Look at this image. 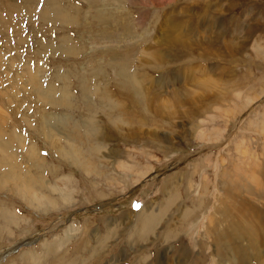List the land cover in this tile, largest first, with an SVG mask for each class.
<instances>
[{"label":"rangeland","instance_id":"374dc122","mask_svg":"<svg viewBox=\"0 0 264 264\" xmlns=\"http://www.w3.org/2000/svg\"><path fill=\"white\" fill-rule=\"evenodd\" d=\"M13 3L10 22L0 7V264L149 251L217 264L204 232L225 202L263 231L264 203L236 178L255 173L264 192V0Z\"/></svg>","mask_w":264,"mask_h":264},{"label":"bare ground","instance_id":"6f19581e","mask_svg":"<svg viewBox=\"0 0 264 264\" xmlns=\"http://www.w3.org/2000/svg\"><path fill=\"white\" fill-rule=\"evenodd\" d=\"M4 5H6V8H7L6 11L8 12L7 18L9 19V22H10L13 20V13L12 12L14 11L15 8L18 7V5L14 4L13 0H0V7H2ZM23 6L25 9H35V4L24 3ZM96 11H98V10H96ZM1 15H2V13H1ZM56 18H58V17H56ZM59 20L60 19H58V22H59ZM43 93L48 94V92H43ZM52 132H53V130H48L46 137L48 138L49 134ZM4 145L7 146L6 144H4ZM4 145L1 144L2 148L6 149L7 147H4ZM58 152L62 153L60 150ZM64 152L65 151H63V153ZM241 180H243L242 184H243V182L249 181L248 185H244V186L242 185V187L246 186L244 189V191H245L244 196H246V194H247V196H249L250 198L256 199L257 201L260 202V205H262L264 203V192H263L262 187H261L262 183H261L260 178L257 177L254 173L253 178H252V185H251L250 184L251 182H250V179L248 178V175L245 174L242 177L237 175L236 182L238 181L237 183L240 184L239 181H241ZM236 182H234V183H236ZM236 188H237V190H236ZM226 189L227 188L224 187V191ZM233 189H235L234 193H232ZM241 191H242V189H241ZM236 192H237V194H236ZM238 193H239L238 187H234L232 189H227V191H226V194H230V196L231 195H234V196L237 195V197L242 202L240 195ZM225 196H227V195H225ZM235 200H236V203L239 202L236 198H234V201H232V202L234 203ZM249 206H251V205H249ZM219 208H220V210H219ZM219 208H217V210L215 212L220 213L219 215L223 217L224 223H220V221L219 222L216 221V218H214V216L211 215V217L209 218V221L206 224L207 229H205L206 231L204 232L205 233V242L209 241V244H211L213 246L214 252L217 255V258L215 259L216 263L217 264H264V225L261 224L263 227V231H261V233H259V234L252 233L253 232L252 230H255L256 227H258V223H256L257 221H251V225H248L247 223L242 222L244 220V218L242 216H240L239 218L234 216L233 212L230 210L231 206L228 207V205H226V202L223 203V205ZM239 209L241 210V212L248 214L246 206L243 207L242 203H240ZM257 211L262 215L261 218L263 219L264 218V211L261 208H260V210L257 209ZM193 216H195V215H193ZM220 224L222 226H220ZM261 230H262V228H261ZM199 254H200V252H198V254L194 255L192 253H189L188 251H183L181 253V255H178V256L176 255L174 257V256H171L170 253H168V252L159 253V252L155 251V253H152L149 251V252L143 253L140 257H138L134 261L133 264H171L170 263L171 260H176V262H175L176 264H205L206 260L204 261V256L201 258L199 256ZM209 256H210V254H209ZM68 259H66V261ZM70 261L73 262V259H71ZM71 262H69V263H71ZM64 263H66V262H64Z\"/></svg>","mask_w":264,"mask_h":264},{"label":"water","instance_id":"95a60500","mask_svg":"<svg viewBox=\"0 0 264 264\" xmlns=\"http://www.w3.org/2000/svg\"><path fill=\"white\" fill-rule=\"evenodd\" d=\"M95 207H96V208H100V205H96Z\"/></svg>","mask_w":264,"mask_h":264}]
</instances>
